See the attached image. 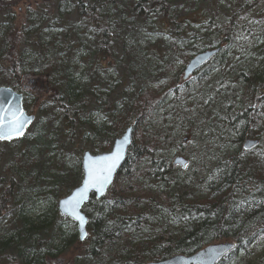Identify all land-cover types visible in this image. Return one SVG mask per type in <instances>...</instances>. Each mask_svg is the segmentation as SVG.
Instances as JSON below:
<instances>
[{
  "label": "trees",
  "instance_id": "trees-1",
  "mask_svg": "<svg viewBox=\"0 0 264 264\" xmlns=\"http://www.w3.org/2000/svg\"><path fill=\"white\" fill-rule=\"evenodd\" d=\"M240 1L220 0L204 18L183 10L186 0H0V87L23 94L37 117L23 139L0 143V159L8 157L0 264H148L226 242L236 248L220 264L256 252L264 242V64L246 75L233 58L253 38L264 0ZM219 47L178 85L189 60ZM29 76L47 77L57 96L40 103L24 92ZM131 126L134 142L110 192L83 209L81 243L57 211L83 178L81 154L66 151L80 139L82 150L110 152ZM247 139L259 145L245 151ZM52 153L58 161L46 183ZM178 155L186 169L174 167ZM47 186L54 199L37 214Z\"/></svg>",
  "mask_w": 264,
  "mask_h": 264
},
{
  "label": "water",
  "instance_id": "water-1",
  "mask_svg": "<svg viewBox=\"0 0 264 264\" xmlns=\"http://www.w3.org/2000/svg\"><path fill=\"white\" fill-rule=\"evenodd\" d=\"M221 50L222 47H219L199 53L193 57L184 69L183 80L185 82L189 81L190 78L195 76V74L209 65L215 59V57L220 54ZM23 103L24 96L22 94H19L8 87H0V122H2L4 125H8L15 119H20L23 121L22 135L13 138L0 137V143H9L23 139L26 136L29 128L35 123L36 116L29 115L25 111ZM134 132V127H129L120 138L115 140L113 148L109 153L93 155L91 152L86 151L81 158V169L83 173L81 184L76 187L67 197L59 200L57 203V211L59 216L62 218H68L77 225V231L81 243L85 242L88 238L89 225V219L84 214L83 209L93 198H95L97 201H101L108 195L117 176L120 174L127 162L128 153L133 145ZM258 145V140L247 139L243 142V149L246 151H251ZM118 153L119 159L116 161L115 167L112 169L110 182L105 187L104 192L100 193L95 189H90L86 198L80 203L78 211L79 214L84 218L83 222L71 214L70 206L69 211L66 213V206L64 202L71 200L78 191L83 189L84 183L88 176V166L90 160H100L102 157L116 156ZM173 165L181 169H186L188 161L183 156H178L173 160ZM235 248L236 244L230 242L213 244L190 256L177 255L166 260L148 264H220V262L229 256L235 250Z\"/></svg>",
  "mask_w": 264,
  "mask_h": 264
},
{
  "label": "rangeland",
  "instance_id": "rangeland-1",
  "mask_svg": "<svg viewBox=\"0 0 264 264\" xmlns=\"http://www.w3.org/2000/svg\"><path fill=\"white\" fill-rule=\"evenodd\" d=\"M219 2L220 0H186V2H183L182 5L184 7L183 10H189L190 12L199 10V12L201 13V16H203L204 18H212L216 14V11H217L216 6ZM240 2H241L240 0L238 1L234 0L235 4H240ZM229 4H231V2H229ZM26 5H27L26 3H22L20 8L24 11ZM228 6L234 7L236 5H228ZM252 37L253 38L250 40V42L253 44H250V42H248L243 48L245 51L240 50L239 51L240 55L234 56L233 58V60H236L238 58L243 59V60H239V62L236 61V63L241 66V69L244 70V73L246 75H249L252 73L258 74L263 69L264 59L261 53H262V48L264 47V17L261 18V23L252 30ZM179 66L181 67V64ZM166 83L167 82L160 84V87L161 86L166 87L167 86ZM178 85L183 86V85H186V83L182 79L178 83ZM21 87L24 92L32 93L35 97H38L40 100V103L52 101L58 94L57 91L53 87H51V85L49 84L47 77L29 76V77L22 78ZM232 105L235 111L240 110L241 109V99L240 98L236 99ZM56 144L59 147V149L60 148L63 149L68 146V138L60 134L58 136V140L56 141ZM82 146L83 144L80 141V139H76L74 144L69 146V150L66 151V154L68 156H73L77 152L81 154L80 156V160H81L84 152L90 151V150H82L83 148ZM73 148H75L77 151H73L72 150ZM42 158H45V157L43 156ZM7 159H8L7 156L2 157L0 159V178H4L6 176L2 169L4 168L7 162ZM57 161H58V156H56V154L54 153L47 155L46 158L44 159V162H46L45 163L46 170H45V176H44L46 183L52 182L54 180V174L56 171L55 164L57 163ZM195 176L199 177V173H197ZM45 186L46 185H43V187ZM50 190H52L51 186H47V189H46L47 197L45 199H42V202L39 203L38 208L36 209L37 214L42 212L44 208L47 206V204L49 202H52V200L54 199V194L50 192ZM68 195L58 199V201L67 197ZM263 255H264V242L261 243V245H259V247L257 248L254 254L244 255L243 253H241L238 256L232 258L231 261L227 264H261V258L263 257Z\"/></svg>",
  "mask_w": 264,
  "mask_h": 264
},
{
  "label": "snow or ice",
  "instance_id": "snow-or-ice-1",
  "mask_svg": "<svg viewBox=\"0 0 264 264\" xmlns=\"http://www.w3.org/2000/svg\"><path fill=\"white\" fill-rule=\"evenodd\" d=\"M23 121L20 119L13 120L10 124L4 125L0 122V137L13 138L22 135ZM119 159V153L116 156L102 157L100 160H90L88 166V176L84 183L83 189L78 191L71 200L65 201L66 213L71 208V214L77 217L81 222L84 218L79 214L78 208L80 203L86 198L90 189L103 193L105 187L110 182L112 169ZM86 238V237H85Z\"/></svg>",
  "mask_w": 264,
  "mask_h": 264
}]
</instances>
